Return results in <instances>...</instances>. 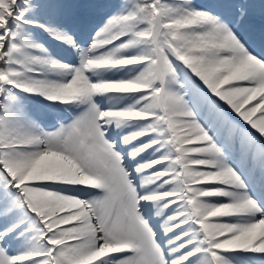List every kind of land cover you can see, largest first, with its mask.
Instances as JSON below:
<instances>
[{
    "label": "snow or ice",
    "instance_id": "snow-or-ice-1",
    "mask_svg": "<svg viewBox=\"0 0 264 264\" xmlns=\"http://www.w3.org/2000/svg\"><path fill=\"white\" fill-rule=\"evenodd\" d=\"M0 264H264V0H0Z\"/></svg>",
    "mask_w": 264,
    "mask_h": 264
},
{
    "label": "bare ground",
    "instance_id": "bare-ground-1",
    "mask_svg": "<svg viewBox=\"0 0 264 264\" xmlns=\"http://www.w3.org/2000/svg\"><path fill=\"white\" fill-rule=\"evenodd\" d=\"M256 2L258 3L259 2V0H256ZM255 23L257 24V25H259V23H260V17H259V10H257V15H256V18H255ZM43 38V36L41 37V39ZM44 40V39H43ZM51 42V41H50ZM54 51L55 50H58V46L55 44V43H53V42H51L50 43V45H49Z\"/></svg>",
    "mask_w": 264,
    "mask_h": 264
}]
</instances>
